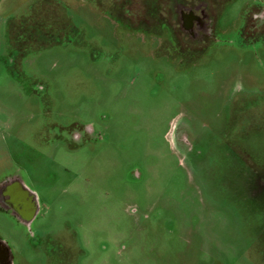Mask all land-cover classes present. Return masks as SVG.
Returning <instances> with one entry per match:
<instances>
[{
    "label": "rangeland",
    "instance_id": "rangeland-1",
    "mask_svg": "<svg viewBox=\"0 0 264 264\" xmlns=\"http://www.w3.org/2000/svg\"><path fill=\"white\" fill-rule=\"evenodd\" d=\"M164 5L0 0V181L40 207L0 210L13 264H264V0L194 50Z\"/></svg>",
    "mask_w": 264,
    "mask_h": 264
},
{
    "label": "flooded vegetation",
    "instance_id": "flooded-vegetation-1",
    "mask_svg": "<svg viewBox=\"0 0 264 264\" xmlns=\"http://www.w3.org/2000/svg\"><path fill=\"white\" fill-rule=\"evenodd\" d=\"M163 1L165 2L163 15L166 20L164 23L166 24L175 17L179 23L178 27L175 28L181 29L182 37H187L193 43H197L194 47H190L191 49H198L200 43L207 42V38L209 39L214 31L216 0ZM257 16L260 17L261 21L257 19V24L250 29L246 28L247 31L264 32L260 30V26L264 23V9L257 10L252 17L257 18ZM187 46L189 47L188 44ZM14 48L22 49L18 46ZM0 210L6 211L20 225L30 228L40 213L39 199L18 177L7 176L0 181ZM0 264H13L12 252L8 245L1 240Z\"/></svg>",
    "mask_w": 264,
    "mask_h": 264
}]
</instances>
